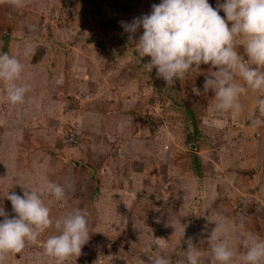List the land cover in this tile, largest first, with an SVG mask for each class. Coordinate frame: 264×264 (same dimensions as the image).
<instances>
[{"label":"rangeland","instance_id":"1","mask_svg":"<svg viewBox=\"0 0 264 264\" xmlns=\"http://www.w3.org/2000/svg\"><path fill=\"white\" fill-rule=\"evenodd\" d=\"M208 2L216 8L224 0ZM160 3H0V54L21 60L18 83L29 88L25 102L12 106L0 82V208L15 217L5 195L23 196L19 183L66 189L62 202L45 197L53 226L4 264H52L42 244L58 234L55 220L76 209L87 213L90 239L67 264H151L158 253L186 264L188 240L201 250V264H210L216 225L209 220L217 218L236 246L235 264L242 239H264L258 97L242 96L243 111L233 117L214 111V93L204 92L206 75L217 70L210 65L173 86L147 70L151 57L135 47L143 28L130 41L122 23ZM172 225L185 228L184 237Z\"/></svg>","mask_w":264,"mask_h":264},{"label":"clouds","instance_id":"2","mask_svg":"<svg viewBox=\"0 0 264 264\" xmlns=\"http://www.w3.org/2000/svg\"><path fill=\"white\" fill-rule=\"evenodd\" d=\"M28 2L0 0L15 8H24ZM122 27L132 34L130 41L143 28L135 42L138 55L151 57L144 67L149 71L155 68L168 86L177 79L183 83L192 72L199 73L202 64L210 65L217 70L206 75L203 89L214 93V111L235 117L243 111L240 98L253 93L258 97L255 108L264 117V0H224L216 8L208 0H161L152 5L150 14L122 23ZM23 72L24 64L17 56L0 54V82L12 106L23 104L29 91L26 84L18 83L23 80ZM260 123L253 121L254 125ZM19 184L23 196L9 192L5 195L15 217L9 218L0 208V216L4 217L0 222V264L9 255L22 252L26 245L36 243L53 226L45 197L51 196L57 202L66 198L65 187L54 182H46L38 190ZM209 221L216 225L208 240L210 264H235L238 253L226 224L219 218ZM172 226L184 237L185 228ZM54 227L58 234L43 242L44 253L52 264H67L81 255L90 239L87 213L76 209L56 219ZM240 244L243 251L239 253V264H264V239L245 237ZM187 245L186 264H201V250L191 240ZM150 259L151 264H169L167 257L159 253Z\"/></svg>","mask_w":264,"mask_h":264},{"label":"trees","instance_id":"3","mask_svg":"<svg viewBox=\"0 0 264 264\" xmlns=\"http://www.w3.org/2000/svg\"><path fill=\"white\" fill-rule=\"evenodd\" d=\"M198 175H199V172L197 171Z\"/></svg>","mask_w":264,"mask_h":264}]
</instances>
